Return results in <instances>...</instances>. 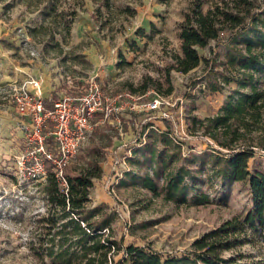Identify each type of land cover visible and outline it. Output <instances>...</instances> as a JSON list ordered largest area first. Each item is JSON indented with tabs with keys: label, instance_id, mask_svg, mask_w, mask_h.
Masks as SVG:
<instances>
[{
	"label": "rangeland",
	"instance_id": "1",
	"mask_svg": "<svg viewBox=\"0 0 264 264\" xmlns=\"http://www.w3.org/2000/svg\"><path fill=\"white\" fill-rule=\"evenodd\" d=\"M221 1L0 0V87L18 86L29 75L45 73L50 87L62 91L60 96H77L91 81L110 97L122 94L118 103L123 108L105 120L96 115L88 137L62 168V173L71 172L70 167L86 160L91 147L100 149L102 175L93 180L88 205L103 203L107 211L115 212L112 235L122 248L132 244L163 258L181 256L190 251L193 240L224 220L244 217L252 205L246 182L209 178L206 171L198 182L209 195L206 203L195 201L192 194L182 203L167 202L137 185L117 184L128 168L125 156L143 141L141 120L170 129L175 141L182 143L184 155L209 145L222 151L208 136L201 137L202 129L195 130L192 118L214 116L230 98L249 92L246 73L253 74V84L264 92V48L257 38L252 52L260 63L255 68L242 72L227 63L229 55L247 54L242 41L232 43L240 29L224 30L198 49L204 60L197 68L188 73L171 68L174 57L181 55L179 24L185 14L197 7L206 12ZM251 1L252 14L264 19V0ZM146 76L158 82L160 91L149 87L141 92ZM168 84L172 91L166 95ZM157 94L164 98L158 109L129 108L133 99L128 95L144 102ZM30 127L11 96L0 93V264H50L39 255L48 225L41 218L49 213L45 181L19 165L35 148ZM252 128L254 142L263 146L249 160L248 170L264 173V108ZM32 160L27 159L26 166L33 165ZM236 252L243 263L264 257V247L248 244ZM113 258L117 264H128L123 250Z\"/></svg>",
	"mask_w": 264,
	"mask_h": 264
},
{
	"label": "trees",
	"instance_id": "2",
	"mask_svg": "<svg viewBox=\"0 0 264 264\" xmlns=\"http://www.w3.org/2000/svg\"><path fill=\"white\" fill-rule=\"evenodd\" d=\"M231 2L223 0L206 12L197 7L185 14L179 24L181 55L174 57L171 68L180 73L197 68L204 60L198 49L205 48L220 32L238 29L232 43L242 41L247 54L229 55L228 65L243 72L260 63L258 55L252 52V44L257 38L258 46L264 48V19L252 14L251 0ZM236 62L241 63L240 67H236ZM244 76L250 84L249 92L240 93L236 99L230 98L214 116L192 118L195 130L196 126L202 129L201 137L208 136L222 151L209 145L203 151H189L184 155L182 143L175 141L170 129L161 130L141 120L138 127L145 130L143 141L125 156L128 168L117 181L118 185H137L154 197L178 203L185 202L189 194L197 202H208L209 195L198 187L205 171L209 178L244 181L249 186L252 203L244 217L224 220L218 227L193 240L190 251L181 256L163 258L132 244L122 248L112 235L115 212L107 211L108 207L103 203L88 205L93 180L102 175L100 149L91 147L85 161L70 167L71 172L67 169L62 173L63 180L56 177L52 165L48 166L44 192L49 213L41 218L48 225L45 238L39 245L40 257L48 258L50 264H117L113 257L123 250L128 264H264V257L252 263L240 262L238 259L242 255L236 252L244 244L257 249L264 247V173L248 170L249 160L256 149L263 146L254 142L251 133L264 108V92L253 84L252 73ZM149 87L160 91L158 82L146 76L140 86L141 92ZM171 91L172 85L168 84L165 94ZM55 99L54 93L50 99L44 98V106L51 108ZM45 141L48 150H56L51 136H46ZM230 251L226 257L225 252Z\"/></svg>",
	"mask_w": 264,
	"mask_h": 264
},
{
	"label": "built area",
	"instance_id": "3",
	"mask_svg": "<svg viewBox=\"0 0 264 264\" xmlns=\"http://www.w3.org/2000/svg\"><path fill=\"white\" fill-rule=\"evenodd\" d=\"M0 93L11 96L17 110L31 122L30 139L35 148L28 153L30 157H22L19 165L29 174L38 175L41 180H45L50 165L56 177L63 180L62 168L88 137L94 124L91 123L93 118L99 115L101 120H105L123 108L118 103L122 94L110 97L93 81L83 87V92L77 96L64 94L57 97L51 108L43 104L42 80L39 77L29 75L18 86L6 88L3 85ZM128 98L133 99L129 108L146 111L158 109L164 100L158 94L144 102H136L140 97L128 95ZM46 136L52 137L56 153L48 150ZM27 159H33V165L26 166Z\"/></svg>",
	"mask_w": 264,
	"mask_h": 264
},
{
	"label": "crops",
	"instance_id": "4",
	"mask_svg": "<svg viewBox=\"0 0 264 264\" xmlns=\"http://www.w3.org/2000/svg\"><path fill=\"white\" fill-rule=\"evenodd\" d=\"M42 77V78H41ZM41 77H39V78H41V80H42V92H43V97L44 98H49L50 99V97H51V94L52 93H54L57 97L58 96H60V94H61V90H57V89H55L54 87H50V83L48 84L47 83V80H46V74L45 73H43L42 74V76ZM54 80V82H56L55 81V79H53ZM46 87V89H45V87ZM49 88V89H48Z\"/></svg>",
	"mask_w": 264,
	"mask_h": 264
}]
</instances>
